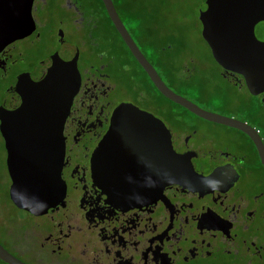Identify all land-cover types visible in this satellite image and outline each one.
<instances>
[{
    "label": "flooded vegetation",
    "instance_id": "1",
    "mask_svg": "<svg viewBox=\"0 0 264 264\" xmlns=\"http://www.w3.org/2000/svg\"><path fill=\"white\" fill-rule=\"evenodd\" d=\"M19 1L30 7L27 34L0 50V149L8 178L2 247L25 264H264V90L251 92L209 47L215 67L207 71L176 42L182 1L111 0L166 87L236 126L164 96L103 0ZM10 4L0 0L1 27L15 18ZM55 54L75 66L78 82L61 134L51 136L52 147H61L64 193L45 210L30 211L9 196L1 123L21 103L17 89L40 81ZM126 104L146 117L123 111L118 118ZM175 154L182 157L178 181L159 190V177L174 172Z\"/></svg>",
    "mask_w": 264,
    "mask_h": 264
},
{
    "label": "water",
    "instance_id": "2",
    "mask_svg": "<svg viewBox=\"0 0 264 264\" xmlns=\"http://www.w3.org/2000/svg\"><path fill=\"white\" fill-rule=\"evenodd\" d=\"M9 1L15 8V18L8 28L0 25V50L6 43L27 34L29 4L19 0ZM103 2L126 45L164 96L205 119L236 126L231 119L205 111L168 89L127 33L111 0ZM198 18L202 27L201 36L213 59L226 70L240 74L251 92L263 91L264 0H205L199 6ZM74 73L75 66L55 54L52 65L40 81L17 89L21 96L19 107L3 114L1 130L6 141V165L11 178L9 196L21 209L45 210L57 203L60 193H64L59 177L61 147H52L51 136L61 134L62 123L78 85ZM123 111L138 112L135 115L138 119L146 117L142 110L126 104L117 108L118 118H121L119 112ZM53 151L58 156L53 158ZM181 159L175 154L171 165L174 172L159 177V190L178 181ZM0 259L7 264H25L1 244Z\"/></svg>",
    "mask_w": 264,
    "mask_h": 264
},
{
    "label": "rangeland",
    "instance_id": "3",
    "mask_svg": "<svg viewBox=\"0 0 264 264\" xmlns=\"http://www.w3.org/2000/svg\"><path fill=\"white\" fill-rule=\"evenodd\" d=\"M179 17H176L175 26L176 34H179V40L184 41L187 53H196L205 70H213L215 64L211 59L208 46L200 35V25L198 22V4L202 0H181ZM176 8V7H175ZM178 12V11H177ZM198 83L205 90L211 89V85L204 81L198 80ZM8 184L7 174L5 172L4 153L0 149V205L6 201V189ZM1 264V263H0Z\"/></svg>",
    "mask_w": 264,
    "mask_h": 264
},
{
    "label": "trees",
    "instance_id": "4",
    "mask_svg": "<svg viewBox=\"0 0 264 264\" xmlns=\"http://www.w3.org/2000/svg\"><path fill=\"white\" fill-rule=\"evenodd\" d=\"M176 42L180 43V45H184V41H181V40H177L176 39Z\"/></svg>",
    "mask_w": 264,
    "mask_h": 264
}]
</instances>
